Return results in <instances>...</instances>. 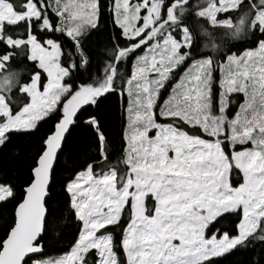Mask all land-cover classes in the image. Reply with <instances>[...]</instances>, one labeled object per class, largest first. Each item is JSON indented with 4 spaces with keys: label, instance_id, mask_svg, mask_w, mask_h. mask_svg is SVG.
Listing matches in <instances>:
<instances>
[{
    "label": "snow or ice",
    "instance_id": "1",
    "mask_svg": "<svg viewBox=\"0 0 264 264\" xmlns=\"http://www.w3.org/2000/svg\"><path fill=\"white\" fill-rule=\"evenodd\" d=\"M21 140L0 264H264V0H0V150Z\"/></svg>",
    "mask_w": 264,
    "mask_h": 264
},
{
    "label": "trees",
    "instance_id": "2",
    "mask_svg": "<svg viewBox=\"0 0 264 264\" xmlns=\"http://www.w3.org/2000/svg\"><path fill=\"white\" fill-rule=\"evenodd\" d=\"M107 21V17H106ZM112 24L107 22V32L99 39L93 38L94 47H102L106 43V37L111 34ZM130 70V68L128 69ZM219 75V73H217ZM105 114L110 124L109 131L113 137H117L119 132V110L113 101H106L104 104ZM13 148L19 149L23 155L16 157L12 154ZM36 148L34 140H21L10 145L8 148L0 150V175L7 174L14 182L22 183L28 173L31 154ZM90 148L89 134L84 128H77L72 132L68 141V150L71 155L80 157ZM60 217L56 224V232L50 242V249L53 255H57L67 250L76 234L77 224L73 217L69 216L63 205L60 208ZM59 234V235H58ZM220 264H249V257L245 250L227 254L220 258Z\"/></svg>",
    "mask_w": 264,
    "mask_h": 264
}]
</instances>
